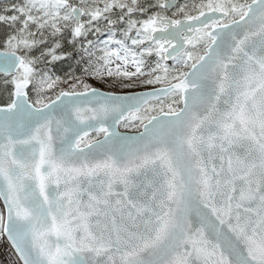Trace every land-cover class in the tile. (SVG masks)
I'll return each mask as SVG.
<instances>
[{
  "label": "water",
  "instance_id": "95a60500",
  "mask_svg": "<svg viewBox=\"0 0 264 264\" xmlns=\"http://www.w3.org/2000/svg\"><path fill=\"white\" fill-rule=\"evenodd\" d=\"M72 13L81 31L84 11ZM228 18L151 20L168 63L198 34L212 40L168 86L64 92L43 107L25 83L15 87L0 106V201L3 236L22 264H264V0ZM25 62L0 50V75ZM175 93L178 112L121 130Z\"/></svg>",
  "mask_w": 264,
  "mask_h": 264
},
{
  "label": "rangeland",
  "instance_id": "374dc122",
  "mask_svg": "<svg viewBox=\"0 0 264 264\" xmlns=\"http://www.w3.org/2000/svg\"><path fill=\"white\" fill-rule=\"evenodd\" d=\"M0 1L2 4L13 2L10 8V11L15 15L13 19H16L17 14L23 15L24 18H21V20L23 19L22 25L29 24L33 26V35H30L32 37H37L39 40V44L34 46L29 40L26 41L24 37H21V41L15 42L13 49L9 51L19 53L26 59L24 67L15 77H13L14 89L20 83H25L29 89L30 80L36 73V66H41L44 63H40L39 60L47 56V53L50 50V48L46 49V51L43 49V46L48 45L42 41L46 32L52 34L53 37H59L57 35L62 34L65 29H69V37L73 41L89 39L98 42L100 44V49L102 50V70L105 77L110 80L119 79V81L128 83L133 89H140L142 86L141 83H143L144 80H147V75H145L141 59L143 53L138 52L137 47L146 41H150V43L153 44L151 42L152 30L150 22L154 16L171 17V15H179L185 7L196 8L194 11L198 12V14L216 9L229 13L230 19L228 22H232L242 18L247 12L249 6V0H184L178 8L166 11L164 5L168 0H154L152 6L155 9V13L153 12V14L145 16L144 12L140 13V15H136L135 12H130L129 18L125 21V25L134 29L136 33L133 41L128 44L126 42L118 41L111 36H106L107 33L103 30V28H106L107 22H109L111 18L117 19L116 16L109 14L122 12V8L120 9V5L116 0ZM77 7L81 8L85 13V17L82 20V24L84 23L85 25L83 31H78L75 28V19L72 11ZM139 17L141 18L139 19ZM1 19H4V17L1 16ZM121 21L124 22V18L121 17ZM99 33H102V39H96ZM211 42L212 40L207 36V33H204L195 39L185 54L174 60L172 63H165L164 66H162L163 69L159 75L161 82L167 81L168 79L166 77H168V72L174 69H181L184 74L186 68L189 67V72V70L202 59L203 55L206 54ZM155 46L160 53L161 50L159 46ZM51 52V57L54 54L57 55V51L54 48H52ZM163 58L165 59L164 54ZM136 92H138V90H136ZM169 100H167V102L170 104H182V95L180 101H177L176 98ZM156 107H159V105ZM147 115L148 113L144 110L131 116L126 123L130 126L139 124L142 118L147 117ZM157 115H160V113L154 116ZM154 116H149L147 120L150 121ZM99 139L101 138L94 141ZM94 141H90L86 144L83 141L81 146L89 145ZM3 211V205L0 201V213H3ZM0 264H22L6 240H4V251L0 255Z\"/></svg>",
  "mask_w": 264,
  "mask_h": 264
},
{
  "label": "trees",
  "instance_id": "16d2710c",
  "mask_svg": "<svg viewBox=\"0 0 264 264\" xmlns=\"http://www.w3.org/2000/svg\"><path fill=\"white\" fill-rule=\"evenodd\" d=\"M116 1H118L117 3H119L120 9L122 8V12L109 14L116 16L117 19L111 18L109 22H107L106 28H103V30L107 33L106 36H111L118 41L130 44L135 38L136 32L131 27L126 26L125 21L129 18L130 12H135L136 15H140V13L144 12L145 16L153 14V12L155 13V9L152 6L154 0ZM176 1H178L176 8L184 2V0ZM253 1L254 0H249L248 4H251ZM6 3L8 4H2L0 1V50L11 51L15 42L21 41V37H24L26 41L29 40L34 46L38 45V38L31 36L33 35L34 27L29 24L22 25L23 19L21 20V18H24L23 15L17 14L16 19H13L15 15L10 11L13 2ZM195 9L196 8L185 7L179 15H171V17L175 20H179L188 16H193L198 14V12L194 11ZM1 16H3L4 19H1ZM121 17L124 18V22L121 21ZM140 18L141 17H139V19ZM69 31V29H65L62 34L57 35L59 37H53L52 34L46 32L42 40L48 44L47 46H43V49L46 51V49L50 48V50L47 56L39 60L40 63H44L41 66H36V73L31 78L28 89L30 101L37 107H43L49 104L64 92H85L92 88H98L111 93H130L136 92V90L143 91L166 86L181 80L188 72L189 67L186 68L184 74L181 69H174L168 72V77H166L168 80L161 82L159 75L163 69L162 66L167 62L163 58V54L157 51L155 44L146 41L137 47V51L143 53L141 59L145 75H147V80L141 83L142 86L140 89H133L128 83L119 81V79L110 80L105 77L102 70V50L98 42L89 39L73 41L69 37ZM101 35L102 33H99L96 39H102ZM52 48L57 51V55L54 54L51 57ZM13 90V77L0 75V106H7L12 103ZM173 98L180 101L181 95L176 93L169 99L171 100ZM167 100L150 103L144 109L148 113L147 117H143L139 124H134L133 126L125 122L121 125V130L139 132L148 121L147 119L149 116H154L163 112L174 113L181 109L182 104H170ZM157 105H159V107H156ZM102 136V133L94 134L86 138L84 143L86 144L90 141H94ZM3 228L4 214L0 213V255L4 251L5 239L2 236Z\"/></svg>",
  "mask_w": 264,
  "mask_h": 264
},
{
  "label": "flooded vegetation",
  "instance_id": "af4514ba",
  "mask_svg": "<svg viewBox=\"0 0 264 264\" xmlns=\"http://www.w3.org/2000/svg\"><path fill=\"white\" fill-rule=\"evenodd\" d=\"M166 10V9H165ZM214 10H216V9H214ZM166 11H168V10H166ZM209 11H212V10H209ZM206 12V11H205ZM203 13V12H202ZM199 14H201V13H199ZM196 15H198V14H196ZM193 16H195V15H193ZM193 16H191V17H193ZM84 17H85V15H84ZM155 17V16H154ZM160 17H162V16H160ZM191 17H185V18H191ZM163 18H171V17H163ZM185 18H182V19H185ZM171 19H173V18H171ZM182 19H179V20H182ZM83 20V19H82ZM173 20H175V19H173ZM178 20V21H179ZM176 21V20H175ZM83 25H84V23H83ZM217 25H219V24H214V25H212L211 27H215V26H217ZM85 29V25H84V28L81 30V31H83ZM79 31V30H78ZM204 33H207V32H204ZM204 33H202V34H204ZM202 34H200V35H198L197 37H196V39L198 38V37H200ZM195 41V40H194ZM192 44V43H191ZM2 51H4V50H2Z\"/></svg>",
  "mask_w": 264,
  "mask_h": 264
},
{
  "label": "bare ground",
  "instance_id": "6f19581e",
  "mask_svg": "<svg viewBox=\"0 0 264 264\" xmlns=\"http://www.w3.org/2000/svg\"><path fill=\"white\" fill-rule=\"evenodd\" d=\"M4 76V75H3ZM11 247V246H10Z\"/></svg>",
  "mask_w": 264,
  "mask_h": 264
}]
</instances>
